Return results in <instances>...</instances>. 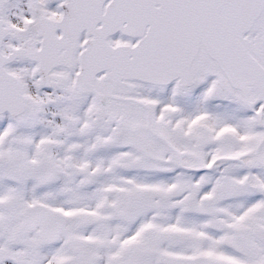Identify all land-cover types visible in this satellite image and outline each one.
<instances>
[{
    "label": "snow or ice",
    "instance_id": "6c2138e0",
    "mask_svg": "<svg viewBox=\"0 0 264 264\" xmlns=\"http://www.w3.org/2000/svg\"><path fill=\"white\" fill-rule=\"evenodd\" d=\"M0 264H264V0H0Z\"/></svg>",
    "mask_w": 264,
    "mask_h": 264
}]
</instances>
